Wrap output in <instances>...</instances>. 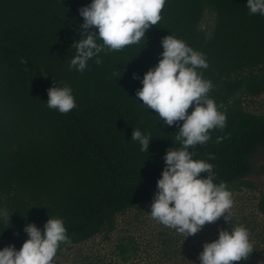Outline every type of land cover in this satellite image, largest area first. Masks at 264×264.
<instances>
[{
	"label": "trees",
	"instance_id": "16d2710c",
	"mask_svg": "<svg viewBox=\"0 0 264 264\" xmlns=\"http://www.w3.org/2000/svg\"><path fill=\"white\" fill-rule=\"evenodd\" d=\"M88 3L0 0V207L10 214L0 220V247L19 249L26 223L43 228L49 216H60L71 242L60 245L57 257L113 232L120 214L151 205L165 151L180 146L178 127L147 110L136 91L170 33L206 54L208 67L200 71L213 82L208 95L227 113L226 126L210 129L209 141L190 150L209 159L216 182L231 191L255 187L246 178L264 148V113L247 110L243 97L264 93V16L249 14L246 0H166L145 42L102 51L101 62L94 57L81 72L68 63L83 23L78 10ZM207 10L216 16L210 35L201 26ZM54 82L73 89L77 106L67 113L46 104ZM135 126L151 133L148 151L131 139ZM259 210L264 215V194ZM119 250L127 258L134 241ZM250 261L251 254L233 264Z\"/></svg>",
	"mask_w": 264,
	"mask_h": 264
},
{
	"label": "clouds",
	"instance_id": "9594fccd",
	"mask_svg": "<svg viewBox=\"0 0 264 264\" xmlns=\"http://www.w3.org/2000/svg\"><path fill=\"white\" fill-rule=\"evenodd\" d=\"M165 2L90 0L81 6L78 11L83 23L77 28L80 38H73L70 47L75 48V54L69 59L68 67L82 72L92 58L101 62L102 51L120 50L142 38L145 42L146 30L161 20ZM246 5L249 14L264 16V0H246ZM93 27L97 31L89 30ZM161 45V58L143 74L136 97L147 110H155L165 125L178 127L175 135L180 146L165 151L164 167L156 181L149 214L187 237L221 216L228 220L226 212L233 205L226 182H216L214 165L209 159L196 158L190 150L196 144L209 141L210 129H223L227 113L221 110L222 104L218 105L208 95L213 82L200 71L208 67L206 54L171 33L161 39ZM21 62L26 63L23 59ZM133 78L139 77L133 73ZM47 95V106L61 113L77 106L69 84L54 82L47 89ZM151 138V133L139 127L132 129L131 139L139 143L142 151H148ZM207 155L214 158L213 153ZM9 217L7 209L0 207V220L9 221ZM23 231L27 238L19 249L14 244L0 247V264H55L60 245L71 242L60 216H49L43 228L34 222L26 223ZM252 251L250 230L241 224L219 229L216 239L203 244L198 259L199 264H233L247 260Z\"/></svg>",
	"mask_w": 264,
	"mask_h": 264
},
{
	"label": "rangeland",
	"instance_id": "374dc122",
	"mask_svg": "<svg viewBox=\"0 0 264 264\" xmlns=\"http://www.w3.org/2000/svg\"><path fill=\"white\" fill-rule=\"evenodd\" d=\"M215 13L207 10L202 28L210 35L215 27ZM247 110L264 113V93L243 97ZM255 171L246 180L255 187L231 191L232 207L215 222L206 223L195 234L176 231L154 219L149 213L150 205L132 209L117 218V227L111 233L65 248L55 258V264H199L198 254L203 244L218 237L221 228L244 225L250 230L253 251L249 264H264V215L259 202L264 194V148L253 158ZM128 239L136 247L127 258L120 254L119 245Z\"/></svg>",
	"mask_w": 264,
	"mask_h": 264
}]
</instances>
